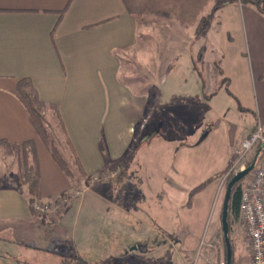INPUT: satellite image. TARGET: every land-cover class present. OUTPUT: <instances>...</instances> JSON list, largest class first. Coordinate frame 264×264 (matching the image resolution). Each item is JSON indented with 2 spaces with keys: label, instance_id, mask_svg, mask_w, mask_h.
I'll use <instances>...</instances> for the list:
<instances>
[{
  "label": "crops",
  "instance_id": "obj_1",
  "mask_svg": "<svg viewBox=\"0 0 264 264\" xmlns=\"http://www.w3.org/2000/svg\"><path fill=\"white\" fill-rule=\"evenodd\" d=\"M147 16L128 14L123 0H0V140L35 141L42 202L80 186L77 164L87 176L119 159L133 165L149 99L121 78L126 56L140 61L144 54L167 52L176 55L175 63L186 54L194 65L195 27L172 23L173 29L147 37ZM213 23L215 34H226L230 44L242 38L247 52L239 53L251 71L254 116L264 118V15L238 1L216 12L205 38ZM24 78L41 101L57 108L75 160L73 180L38 138L17 98L16 85ZM0 164V264H65L81 257L95 221L106 223L113 210L122 211L109 198L114 184L106 182L52 216L36 215L17 162L2 147Z\"/></svg>",
  "mask_w": 264,
  "mask_h": 264
},
{
  "label": "rangeland",
  "instance_id": "obj_2",
  "mask_svg": "<svg viewBox=\"0 0 264 264\" xmlns=\"http://www.w3.org/2000/svg\"><path fill=\"white\" fill-rule=\"evenodd\" d=\"M213 4L209 2L203 14ZM147 17V37L173 29L172 23L182 24L174 18ZM214 23L211 34L194 43L195 66L189 55H179L174 63L176 55L167 52L123 60L121 78L149 99L142 120L144 138L133 165L121 179L108 181L114 184L109 198L122 211L113 210L106 223L94 222L80 251L88 263L225 264L221 210L226 185L245 162L237 161L242 141L259 124L264 128V118L254 116L251 71L239 53L247 52L242 38L230 44L226 34H215ZM47 117L53 144L73 166L56 117ZM254 154L245 156L247 162ZM248 178L240 180V187ZM228 236L234 264H249L248 239L239 217L230 219Z\"/></svg>",
  "mask_w": 264,
  "mask_h": 264
},
{
  "label": "trees",
  "instance_id": "obj_3",
  "mask_svg": "<svg viewBox=\"0 0 264 264\" xmlns=\"http://www.w3.org/2000/svg\"><path fill=\"white\" fill-rule=\"evenodd\" d=\"M214 1V4L210 11L206 14H203L205 7L209 2ZM246 3L249 2L256 6L258 11L264 15V0H123L124 6L128 14L134 16L136 19L141 20L147 15L156 16L160 18H174L175 20L182 22L186 25H194V37L195 40L200 39L206 36L211 23L214 19V16L218 10L224 7L227 4L234 2ZM202 74L199 72V76ZM222 83L224 81L222 80ZM231 94L230 92H228ZM16 95L25 111L28 115L29 121L38 136L41 142L47 147L51 156L63 172L71 179H74V173L68 164L65 157L62 153L56 148L53 144V141L50 136L51 124L47 117V114L50 113L54 115L57 119V124L60 130L64 133L63 124L58 115V111L55 105L45 103L40 100L37 91L35 90L30 79L24 78L20 79L16 85ZM264 134V131H263ZM65 143L68 147L67 139L64 136ZM0 146L4 147L5 153L7 155L14 156L17 166L19 169V182L26 185L27 192L30 196V205L32 207L35 202H42L40 200L38 183H39V163L36 153L35 141L33 139L26 140L21 144L8 143L7 141L0 140ZM259 146L255 148V153L257 152ZM70 147H68L69 149ZM263 150L259 153L257 157V162L261 158ZM255 154L249 159L246 166H249L254 158ZM73 163L75 160L72 158ZM129 161L126 159H119L117 161L108 162L106 165L107 170L112 168L118 169L117 180L122 178V175L125 174V170L128 168ZM78 170V180L77 183L80 185L81 179L86 176L82 172L81 168L77 164ZM225 172L222 174L224 175ZM220 175V176H222ZM232 178L233 175L230 174ZM230 178V179H231ZM228 183V182H227ZM204 184L199 185L192 190L191 194L197 192L198 189L203 187ZM79 187V186H78ZM76 188V187H75ZM62 193L61 195H63ZM59 195L56 198H52L54 203H59ZM239 202H240V181L237 182L231 191V196L228 204V224L230 226V219L232 217H239ZM64 208V207H59ZM58 208V209H59ZM57 209V210H58ZM33 210V209H32ZM230 240V238H229ZM224 241V239H223ZM231 242V241H230ZM225 249V264H226V246ZM232 249V259L231 264H234L233 253L234 249L231 243ZM65 264H91L88 263L81 257L73 256L67 260ZM94 264H107L102 261Z\"/></svg>",
  "mask_w": 264,
  "mask_h": 264
},
{
  "label": "built area",
  "instance_id": "obj_4",
  "mask_svg": "<svg viewBox=\"0 0 264 264\" xmlns=\"http://www.w3.org/2000/svg\"><path fill=\"white\" fill-rule=\"evenodd\" d=\"M258 125L257 129L241 143L238 150V160L244 159L240 168L243 170L252 151L264 143V128ZM261 158L254 169L249 172L248 181L240 187L239 218L242 222L245 236L248 239L250 261L249 264H264V147ZM245 156L247 159H245ZM118 169L102 171L92 175H86L81 179L80 186L73 188L61 195L59 203L52 200L35 202L32 205L34 214H55L59 207H68L79 199L85 191L91 190L94 185L115 179ZM192 264H196L195 262Z\"/></svg>",
  "mask_w": 264,
  "mask_h": 264
},
{
  "label": "water",
  "instance_id": "obj_5",
  "mask_svg": "<svg viewBox=\"0 0 264 264\" xmlns=\"http://www.w3.org/2000/svg\"><path fill=\"white\" fill-rule=\"evenodd\" d=\"M264 147V143H261V145L258 147L257 152L255 153V156L251 162V164L247 167H245L243 170H240L236 172L233 177L228 181L226 185L225 195L222 203V210H221V228H222V234L224 239V244L226 246V264H231L232 259V249H231V242L229 240V224L227 220L228 216V204L231 196V191L233 186L239 182L242 178H244L255 166L257 157L261 150Z\"/></svg>",
  "mask_w": 264,
  "mask_h": 264
}]
</instances>
